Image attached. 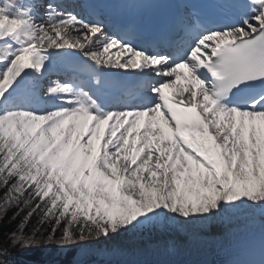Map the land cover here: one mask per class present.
<instances>
[{
  "label": "snow or ice",
  "instance_id": "6c2138e0",
  "mask_svg": "<svg viewBox=\"0 0 264 264\" xmlns=\"http://www.w3.org/2000/svg\"><path fill=\"white\" fill-rule=\"evenodd\" d=\"M0 193V264H209L213 224L264 221V0H0Z\"/></svg>",
  "mask_w": 264,
  "mask_h": 264
},
{
  "label": "bare ground",
  "instance_id": "6f19581e",
  "mask_svg": "<svg viewBox=\"0 0 264 264\" xmlns=\"http://www.w3.org/2000/svg\"><path fill=\"white\" fill-rule=\"evenodd\" d=\"M261 232H264V221L258 216L242 217L224 226L213 224L209 231L202 234V242L199 245L201 250L193 258L206 260L209 264H258L243 260L225 263L222 258L228 256L239 243ZM167 259L159 253L141 251L121 258V264H166Z\"/></svg>",
  "mask_w": 264,
  "mask_h": 264
},
{
  "label": "trees",
  "instance_id": "16d2710c",
  "mask_svg": "<svg viewBox=\"0 0 264 264\" xmlns=\"http://www.w3.org/2000/svg\"><path fill=\"white\" fill-rule=\"evenodd\" d=\"M2 195V193H0ZM29 209L25 208L21 215L17 217L15 220H9L12 217L13 213L17 211V209L13 208L8 213L4 219H0V235L3 233H11L13 231H19V224L22 222L23 216L26 215ZM8 221V222H6ZM35 220H31L28 225L25 226L24 232L27 233L32 228ZM49 247H39L31 250L22 251L17 257V261L19 264H73V261L76 259L77 249L73 248L68 252L63 253L61 250L55 258L56 260L48 258L50 255Z\"/></svg>",
  "mask_w": 264,
  "mask_h": 264
},
{
  "label": "rangeland",
  "instance_id": "374dc122",
  "mask_svg": "<svg viewBox=\"0 0 264 264\" xmlns=\"http://www.w3.org/2000/svg\"><path fill=\"white\" fill-rule=\"evenodd\" d=\"M17 235H20V234H22L20 231L19 232H17L16 233ZM49 247V256H48V258H50V259H53V260H55V258H57V256H58V254H59V252H60V249H58V248H56V247H54V246H48ZM62 251V250H61ZM78 255H79V252H78Z\"/></svg>",
  "mask_w": 264,
  "mask_h": 264
}]
</instances>
